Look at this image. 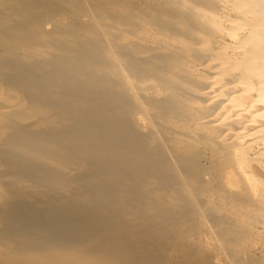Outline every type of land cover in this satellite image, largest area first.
<instances>
[{
  "label": "bare ground",
  "instance_id": "obj_1",
  "mask_svg": "<svg viewBox=\"0 0 264 264\" xmlns=\"http://www.w3.org/2000/svg\"><path fill=\"white\" fill-rule=\"evenodd\" d=\"M0 264H264V0H0Z\"/></svg>",
  "mask_w": 264,
  "mask_h": 264
},
{
  "label": "rangeland",
  "instance_id": "obj_2",
  "mask_svg": "<svg viewBox=\"0 0 264 264\" xmlns=\"http://www.w3.org/2000/svg\"><path fill=\"white\" fill-rule=\"evenodd\" d=\"M260 246V245H259ZM258 252V251H257Z\"/></svg>",
  "mask_w": 264,
  "mask_h": 264
}]
</instances>
